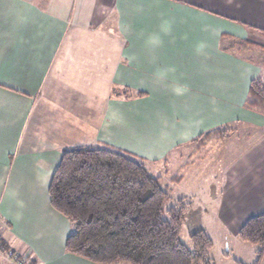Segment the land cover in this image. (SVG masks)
<instances>
[{
    "label": "crops",
    "instance_id": "crops-1",
    "mask_svg": "<svg viewBox=\"0 0 264 264\" xmlns=\"http://www.w3.org/2000/svg\"><path fill=\"white\" fill-rule=\"evenodd\" d=\"M262 39L264 0H0V241L34 264H97L65 251L72 224L49 203L62 153L109 145L172 159L180 186L229 123L264 130L244 105L250 80L264 76ZM253 148L245 180L236 164L216 175L215 156L196 198L181 194L188 211L203 204L194 212L223 225L221 240L193 231L226 252L224 264L255 259L238 237L264 211V143Z\"/></svg>",
    "mask_w": 264,
    "mask_h": 264
},
{
    "label": "trees",
    "instance_id": "trees-1",
    "mask_svg": "<svg viewBox=\"0 0 264 264\" xmlns=\"http://www.w3.org/2000/svg\"><path fill=\"white\" fill-rule=\"evenodd\" d=\"M244 105L264 116V76L250 80ZM216 131L201 136L211 138ZM146 163L109 145H80L62 153L47 192L53 210L72 224L65 251L97 264H214L213 243L203 229L189 233L190 246L180 239L189 202L180 198L168 205V191ZM238 237L256 247L252 264H260L264 211L249 217Z\"/></svg>",
    "mask_w": 264,
    "mask_h": 264
},
{
    "label": "rangeland",
    "instance_id": "rangeland-1",
    "mask_svg": "<svg viewBox=\"0 0 264 264\" xmlns=\"http://www.w3.org/2000/svg\"><path fill=\"white\" fill-rule=\"evenodd\" d=\"M261 41L262 44L256 46L258 47L257 55H259V57L264 55L262 49L264 39ZM253 126L254 125L248 122L241 121L238 123H229L227 126L228 132H224L225 134L228 133L226 137H223V140L218 141V143L213 142L212 146L214 147L211 148V151L209 150L208 155L202 159V161H198L196 164L197 166L194 164L187 173H183L185 179L180 186H173L170 182V177L172 175L181 173L179 170V164H176L172 159L168 161V163L166 162V164L159 162L150 163L147 161L146 165L148 166V169L150 168L153 175H161L160 184L170 193V201L168 205L172 204L175 200L182 198L183 195L181 194L183 192H191L194 194V198H196L198 193L202 190L205 181H209V178H207L208 172H210L211 167L213 166L211 160L215 156L221 159V164L218 166L219 169H215L217 170V172H215L216 175L228 173L227 171L233 169L236 164V166L241 165L238 167V178L245 180L250 166L247 165V163L249 159H252V154L249 153L253 152V147H257L258 142L260 143L262 141V143H264V137H262V135H264V130ZM199 154L200 156H203L204 153L202 152V149L199 151ZM263 158L264 156H260L261 160ZM186 160L187 158H184L182 162H185ZM191 160H195V158L192 157ZM194 163H196V161ZM219 163L217 164L219 165ZM215 168H217V166H215ZM196 180L201 182L191 185V183L196 182ZM201 198H203V195ZM192 204H194L192 205L193 208L186 213L185 221L181 227L180 239L187 246H190L189 233L192 232L196 226H202L206 227L208 232L212 233L211 236L214 237L215 240H221L220 229L221 227L223 228V225H220L218 221L209 219V214L202 216L201 214H197L196 211L194 212L195 208L204 206L203 204ZM209 252L210 256L214 258V264H224L225 259L223 257H225L224 255L226 252L220 250L217 251V248L210 249Z\"/></svg>",
    "mask_w": 264,
    "mask_h": 264
},
{
    "label": "built area",
    "instance_id": "built-area-1",
    "mask_svg": "<svg viewBox=\"0 0 264 264\" xmlns=\"http://www.w3.org/2000/svg\"><path fill=\"white\" fill-rule=\"evenodd\" d=\"M0 258L7 264H31L29 255L20 253L17 250L4 245L1 241Z\"/></svg>",
    "mask_w": 264,
    "mask_h": 264
}]
</instances>
